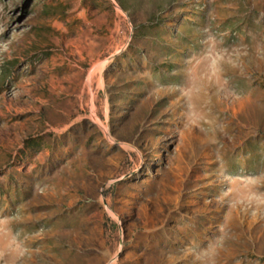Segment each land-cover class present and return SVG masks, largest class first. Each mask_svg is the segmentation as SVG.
Segmentation results:
<instances>
[{"label": "rangeland", "instance_id": "374dc122", "mask_svg": "<svg viewBox=\"0 0 264 264\" xmlns=\"http://www.w3.org/2000/svg\"><path fill=\"white\" fill-rule=\"evenodd\" d=\"M0 264H264V0H0Z\"/></svg>", "mask_w": 264, "mask_h": 264}]
</instances>
